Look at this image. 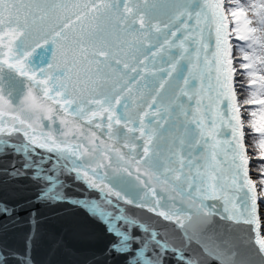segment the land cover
Returning a JSON list of instances; mask_svg holds the SVG:
<instances>
[{
    "label": "snow or ice",
    "instance_id": "snow-or-ice-1",
    "mask_svg": "<svg viewBox=\"0 0 264 264\" xmlns=\"http://www.w3.org/2000/svg\"><path fill=\"white\" fill-rule=\"evenodd\" d=\"M236 65L264 162V0H0V175L33 189L0 198L5 229L31 225L22 251L0 243V264H35L40 208L61 205L104 226L108 264H264ZM194 220L249 227L204 233L194 255Z\"/></svg>",
    "mask_w": 264,
    "mask_h": 264
},
{
    "label": "water",
    "instance_id": "water-1",
    "mask_svg": "<svg viewBox=\"0 0 264 264\" xmlns=\"http://www.w3.org/2000/svg\"><path fill=\"white\" fill-rule=\"evenodd\" d=\"M159 63L160 61L158 60L157 66H159ZM2 86L6 91L11 87L7 78ZM234 86H236L235 78ZM243 130L245 131L244 126ZM244 144L246 147L245 134ZM246 150L248 153L247 147ZM2 167H4V165L0 163V168ZM249 176L251 179L253 178L250 158ZM6 180V177L0 175V198H7L10 202H15L16 199L27 198L33 194L30 182H6ZM89 194L91 196L99 195V193L94 191ZM74 195H79V193L76 192ZM163 195L166 197L168 194L163 193ZM261 202L259 197L257 201L258 213L261 225L260 230L263 235L262 230L264 224H262L260 217ZM120 204L126 211L137 214L148 223L155 224V222L159 221L160 225L166 227L171 241L175 242L177 245L183 243L181 232L175 224L163 221L160 217L148 212L147 209L125 205L122 201ZM186 205L187 202H183V206L186 207ZM175 206H182L179 197L176 198ZM213 219L214 221H218L219 217H214ZM38 220L36 238L33 241L32 249L35 264H108L109 258L104 257L102 254L110 237L105 234L104 226L93 219L85 210L71 205H61L58 208L41 207ZM248 227L247 225L231 224V222L226 224L224 221H219L218 224H203L194 220L188 229L189 234L193 236L190 250L194 255H200V249L196 244V238L202 237V235L208 231H213L220 235L241 237L246 235L245 230ZM30 228L31 225L24 222L20 225H10L7 229L0 224V243H6L9 247L22 251L24 248L25 235L29 232ZM246 250L247 249L242 244V254L246 252ZM110 264H122V258L112 257L110 259ZM202 264H217V262L208 257H202Z\"/></svg>",
    "mask_w": 264,
    "mask_h": 264
},
{
    "label": "trees",
    "instance_id": "trees-1",
    "mask_svg": "<svg viewBox=\"0 0 264 264\" xmlns=\"http://www.w3.org/2000/svg\"><path fill=\"white\" fill-rule=\"evenodd\" d=\"M238 68L237 74H236V83H237V95H238V102L240 103L241 107V115L247 117V124L245 125L246 129V140H247V146L250 150L251 154L254 156L255 159V165L258 169V175L260 182L258 183V187L260 190V194L262 195L261 201L262 205L264 206V192H262V188H264V185L261 184V176L262 173H264V162H261L257 159L259 155V149L257 148V145L260 140V134L258 132H255L249 125L253 119L259 120L260 119V108L261 106L259 104H244L243 102L250 97V91H249V82L246 76L241 75V72L243 70H240L238 65H236ZM259 95V93H258ZM264 98V97H261ZM251 111H257V116L252 117ZM247 126V127H246Z\"/></svg>",
    "mask_w": 264,
    "mask_h": 264
},
{
    "label": "rangeland",
    "instance_id": "rangeland-1",
    "mask_svg": "<svg viewBox=\"0 0 264 264\" xmlns=\"http://www.w3.org/2000/svg\"><path fill=\"white\" fill-rule=\"evenodd\" d=\"M237 87H239V86H237ZM238 96V95H237ZM241 117H242V121H243V125L245 126V125H248L247 124V117L245 118V116H242L241 115ZM259 121V120H258ZM247 127V126H246ZM245 131H246V129H245ZM247 139V138H246ZM246 146H247V140H246ZM247 148H248V146H247ZM248 156H249V158H250V162H251V171H252V176H253V178H252V180L254 181V183H255V185H256V188H257V191H258V195H259V197H261L262 198V195L260 194V190H259V187H258V183L260 182V179L258 178L259 177V175H258V169H257V167H256V165H255V159H254V156L251 154V152H250V150L248 149ZM263 199V198H262ZM260 217H261V222H262V224H264V206L262 205V202L260 203ZM263 235H264V228H263Z\"/></svg>",
    "mask_w": 264,
    "mask_h": 264
}]
</instances>
